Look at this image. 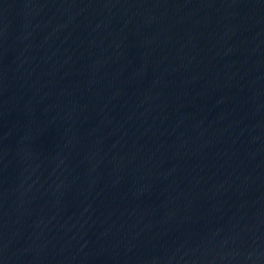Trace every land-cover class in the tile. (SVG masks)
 <instances>
[{
	"label": "water",
	"instance_id": "95a60500",
	"mask_svg": "<svg viewBox=\"0 0 264 264\" xmlns=\"http://www.w3.org/2000/svg\"><path fill=\"white\" fill-rule=\"evenodd\" d=\"M0 237L264 264V0H0Z\"/></svg>",
	"mask_w": 264,
	"mask_h": 264
}]
</instances>
